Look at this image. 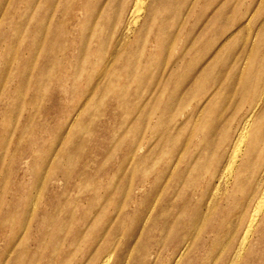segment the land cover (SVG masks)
Masks as SVG:
<instances>
[{"label": "rangeland", "instance_id": "obj_1", "mask_svg": "<svg viewBox=\"0 0 264 264\" xmlns=\"http://www.w3.org/2000/svg\"><path fill=\"white\" fill-rule=\"evenodd\" d=\"M148 3L144 25L134 0H0L7 258L264 264V205L245 230L264 187V0ZM252 107L262 141L224 184Z\"/></svg>", "mask_w": 264, "mask_h": 264}, {"label": "bare ground", "instance_id": "obj_2", "mask_svg": "<svg viewBox=\"0 0 264 264\" xmlns=\"http://www.w3.org/2000/svg\"><path fill=\"white\" fill-rule=\"evenodd\" d=\"M148 1L149 0H134V4H133V8H132V11H131V14L133 15V19H131V18H129V19H131V20H133V21H136V20H138L139 19V17H140V15L142 16L143 15V24L145 25L147 22H149V20H150V18H149V14L151 13V12H153L152 10V4H150V3H148ZM209 3V2H208ZM218 4V3H217ZM216 4V5H217ZM182 8V7H181ZM222 7H220V9H221ZM177 9V8H176ZM183 10V9H182ZM220 11V10H219ZM227 11V10H226ZM167 12V11H166ZM130 14V15H131ZM222 14V13H221ZM226 14V13H225ZM184 15V14H183ZM202 15V14H201ZM204 15V14H203ZM224 15V14H223ZM223 15H221L222 16V18H223ZM216 16H218V15H216ZM130 17V16H129ZM208 18V17H207ZM221 18V17H220ZM127 21V20H126ZM203 22H205V21H203ZM127 23H130V22H127ZM137 23V22H136ZM136 23H134V24H136ZM133 24V25H134ZM186 24V23H185ZM210 24V23H209ZM208 24V25H209ZM246 24H247V22H246ZM177 25V24H176ZM201 25V24H200ZM133 27V26H132ZM130 28V27H129ZM249 28V27H248ZM131 29V28H130ZM174 29H176V28H174ZM209 29V28H208ZM211 29H214L213 27H211ZM215 29H217V28H215ZM219 29V28H218ZM250 29V28H249ZM125 30H127V31H129L128 29H125ZM132 30H133V28H132ZM173 30V29H172ZM220 30V29H219ZM174 31V30H173ZM172 31V32H173ZM210 31H212V30H210ZM223 31V30H222ZM126 32V31H125ZM212 33V32H211ZM249 33V32H248ZM209 34H210V32H209ZM208 34V35H209ZM171 35H172V33H171ZM203 35V34H202ZM214 35H215V32H214ZM217 35V34H216ZM221 35H222V33H221ZM201 37H204V38H201V39H206L205 37H207V36H201ZM221 36H219L218 38H220ZM246 37V36H245ZM173 38V37H172ZM200 39V38H199ZM191 40V39H190ZM209 40V39H208ZM207 40V41H208ZM216 40V39H215ZM204 41V40H203ZM189 42V41H188ZM223 42H224V40H223ZM222 42V43H223ZM244 42V41H243ZM221 43V44H222ZM195 44H196V42H195ZM203 44V43H202ZM206 44H207V42H206ZM209 44V43H208ZM220 44V45H221ZM217 45V44H216ZM219 45V46H220ZM227 45V44H226ZM231 45H232V43H231ZM242 45V44H241ZM250 45V44H249ZM190 46V45H189ZM197 46V45H196ZM202 46V45H201ZM234 46V45H233ZM233 46H231V47H233ZM221 47V46H220ZM220 47H218V48H220ZM205 48H207V46L205 47ZM210 48V47H209ZM215 48V47H214ZM248 48V50H249V47H247ZM203 50H204V48H202ZM184 50V49H183ZM193 50V49H192ZM209 50V49H208ZM210 50H213L212 48L210 49ZM248 50H247V52H248ZM250 50H251V48H250ZM205 51V50H204ZM222 51V50H221ZM188 52V51H187ZM208 52V51H207ZM206 52V53H207ZM215 52V51H214ZM223 52V51H222ZM231 52V51H230ZM246 52V53H247ZM189 53V52H188ZM250 53V52H249ZM214 54V53H213ZM212 54V55H213ZM227 54V53H226ZM233 54V53H232ZM236 54V53H235ZM245 54V53H244ZM189 55V54H188ZM202 55V54H201ZM200 55V56H201ZM207 55V54H206ZM230 55H231V53H230ZM229 55V56H230ZM246 55H248V54H246ZM191 56V55H190ZM189 56V57H190ZM227 56V55H226ZM225 56V57H226ZM197 57V56H196ZM224 57V58H225ZM198 58V57H197ZM206 58H208V57H206ZM213 58V57H212ZM219 58V57H218ZM243 58H244V56H243ZM188 59V58H187ZM201 59V58H200ZM209 59V58H208ZM207 59V60H208ZM215 59V58H214ZM223 59V58H222ZM245 59V58H244ZM192 60V59H191ZM191 60H190V62H191ZM202 60V59H201ZM196 61V60H195ZM218 61V60H217ZM216 61V62H217ZM222 61V60H221ZM235 61V60H234ZM244 61V60H243ZM242 61V62H243ZM194 62V61H193ZM196 62H198V61H196ZM200 62V61H199ZM204 62V61H203ZM207 62V61H206ZM215 62V63H216ZM188 63V62H187ZM226 63V62H225ZM227 63H229V62H227ZM194 64V63H193ZM196 64H198V63H196ZM195 64V66H197ZM221 64V63H220ZM232 64V63H231ZM192 65V64H191ZM229 65V64H228ZM241 65V64H240ZM203 66H204V64H203ZM227 66V65H226ZM193 67V66H192ZM223 67V66H222ZM222 67H221V69H222ZM228 67H230V66H228ZM227 67V68H228ZM188 68V67H187ZM193 69V68H192ZM195 69H196V67H195ZM217 69V68H216ZM223 70H225V68L223 69ZM194 71V70H193ZM192 72V71H191ZM195 72V71H194ZM225 72H228V71H225ZM224 72V73H225ZM193 73V72H192ZM200 73V72H199ZM223 73V72H222ZM198 74V73H197ZM236 74V73H235ZM197 77V76H196ZM234 77V76H233ZM222 78V77H221ZM208 80V79H207ZM220 82H221V79H220ZM236 83V82H235ZM234 93H235V91H234ZM255 106V105H254ZM254 107H252V109H250V110H248L247 112H245V114L242 116V121H241V123H240V125H239V128H238V130H237V134H236V136H235V138H234V140H233V142H232V145H231V148H230V151H229V153H228V155H227V158H226V164L224 165V167H223V169H222V172H221V174H220V176H219V181H223L224 182V184H226L227 182H228V180H229V178H231V176H234V174H235V177H237L238 176V178L240 177V173L242 172V169L247 165V162L249 161V157L248 156H250L251 154H250V150H251V148H252V146H254L255 144H257L258 142H260V141H262L261 139H262V135L261 134H257V130L255 129V127H256V123H254V121H253V118H254ZM254 123V124H253ZM253 124V125H252ZM253 126V127H252ZM252 127V128H251ZM256 131V132H255ZM252 152V151H251ZM254 152V151H253ZM254 153H256V152H254ZM263 169H264V167H263ZM264 171V170H263ZM262 172V171H261ZM262 174H264V173H262ZM261 175V174H260ZM219 183V182H218ZM219 184H221V183H219ZM218 184V185H219ZM159 187V186H158ZM157 190V189H156ZM154 191V190H153ZM160 191V190H159ZM157 196H159V195H157ZM161 199V198H160ZM168 201V200H167ZM162 204H163V202H162ZM173 204V203H172ZM177 204V203H176ZM256 207H255V210H254V214L252 215V217H250V222H249V225H248V228H246L245 230H246V236H247V234H248V232L251 230V228H252V225H253V223L255 222V219H256V217L258 216V214L260 213V211L262 210V208H263V205H264V187H263V189H262V192H261V194H260V196H259V198L257 199V202H256ZM169 206V205H168ZM168 206H166V207H168ZM173 206V205H172ZM178 206V205H177ZM159 207V206H158ZM162 207V206H161ZM170 208H171V206H170ZM186 210H187V208H185ZM186 210H185V212H186ZM26 211V210H25ZM170 211V210H169ZM168 211V212H169ZM176 211V210H175ZM159 212V211H158ZM174 213V212H173ZM185 214V213H184ZM12 215H14L13 214V212H11L10 214H8L7 215V219H9ZM180 215V214H179ZM158 216H159V214H158ZM157 216V217H158ZM251 216V215H250ZM164 217V216H163ZM163 217H162V219H163ZM165 218V217H164ZM180 218V217H179ZM15 219V215L14 216H12V218H11V220H14ZM27 216H26V213H23V215L20 217V219L18 220V221H27ZM167 220V219H166ZM249 220V219H248ZM14 221H17L16 219L14 220ZM174 221V220H173ZM178 222V221H177ZM185 222H186V219H185ZM162 223V222H161ZM182 223V222H181ZM187 224V223H186ZM247 224H248V222H247ZM13 225H14V223H13ZM181 225V224H180ZM164 227V226H163ZM180 227H182V226H180ZM179 227V228H180ZM186 227V226H185ZM247 227V226H246ZM163 230V229H162ZM161 230V231H162ZM173 230V229H172ZM244 230V231H245ZM15 231H17V229L15 230ZM176 231V230H175ZM20 232H22V230L20 231ZM19 232V233H20ZM119 232V231H118ZM123 232V231H122ZM174 232V231H173ZM184 232V231H183ZM174 233H176V232H174ZM177 235V234H176ZM245 235V233H243V236L241 237V238H243V237H245V238H247L246 236H244ZM249 237V236H248ZM183 238V237H182ZM179 240V239H178ZM187 240V239H186ZM241 240V239H240ZM246 240V239H245ZM245 240H242V241H244L245 242ZM43 241H44V239H43ZM133 241V240H132ZM241 241V242H242ZM11 242V240L9 241V243ZM11 245L12 244H14V243H10ZM27 245L29 244V242H27L26 243ZM133 244V243H132ZM132 244H131V247H132ZM140 244V243H139ZM241 244H243V242L242 243H240V244H238V245H241ZM41 245H42V241H41V239H39V237H38V240L35 242V246H37V248L38 249H40V247H41ZM180 245V244H179ZM185 245H187V244H185ZM29 246V245H28ZM138 246V245H137ZM130 247V248H131ZM134 248V247H133ZM133 248H131V250L133 249ZM181 248V247H180ZM185 249V248H184ZM131 250H129V251H131ZM237 250H238V248H237ZM239 250H241V248L239 249ZM238 250V251H239ZM126 251V250H125ZM138 251V250H137ZM242 251V250H241ZM240 251V252H241ZM5 252H7V251H5L4 249L3 250H1V247H0V264H25L29 259H32V258H37V252L36 253H33V252H31V253H29L28 255H17V256H15L14 257V260H11L10 258H7V255L5 254ZM133 252V251H132ZM185 252V251H184ZM8 253V256L9 257H11L10 256V251L9 252H7ZM113 253V252H112ZM111 252H108V253H106V255L102 258V260L99 262V264H109V260H110V256H111V254H112ZM236 253V252H235ZM238 253V252H237ZM127 254H129V253H127ZM179 255V254H178ZM183 254H181V256H182ZM237 255H239V254H237ZM125 255H123V253H121V254H119V262H118V264H122L121 262V260L123 259V257H124ZM128 257V256H127ZM127 257H126V259H127ZM133 258H135V257H133ZM132 258V259H133ZM177 258H178V256H177ZM181 258V257H180ZM135 260H136V258H135ZM126 261V260H125ZM137 261V260H136ZM155 261V260H154ZM175 261V260H174ZM177 261V260H176ZM178 262V261H177ZM133 263V262H132ZM137 263V262H136ZM172 263V262H171Z\"/></svg>", "mask_w": 264, "mask_h": 264}]
</instances>
